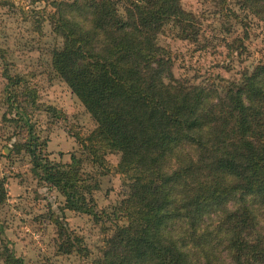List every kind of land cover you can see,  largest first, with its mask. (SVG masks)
Returning a JSON list of instances; mask_svg holds the SVG:
<instances>
[{
    "label": "trees",
    "instance_id": "16d2710c",
    "mask_svg": "<svg viewBox=\"0 0 264 264\" xmlns=\"http://www.w3.org/2000/svg\"><path fill=\"white\" fill-rule=\"evenodd\" d=\"M239 6L264 23V0ZM53 7L48 19L63 46L53 50L52 67L96 123L79 141L95 175L83 174L75 155L70 164L44 158L47 143L26 110L37 105L35 91L17 92L23 78L4 70V91L11 111L26 117L28 140L16 145L18 153L30 156L67 210L96 215L87 179L108 169L107 155H120L129 194L118 213L126 225L115 226L97 264H264V64L239 82L176 79L160 34L169 25L181 40L198 42L201 34L181 0H64ZM8 199L0 179V213ZM58 227L63 253L80 247ZM210 234L224 243L229 262L215 263L206 252ZM5 256L4 264H25L11 251Z\"/></svg>",
    "mask_w": 264,
    "mask_h": 264
},
{
    "label": "rangeland",
    "instance_id": "374dc122",
    "mask_svg": "<svg viewBox=\"0 0 264 264\" xmlns=\"http://www.w3.org/2000/svg\"><path fill=\"white\" fill-rule=\"evenodd\" d=\"M55 1L64 0H0V54L5 58H0V179L9 194L0 213V264L7 251L25 264H97L115 226L126 225L118 213L129 194L127 178L119 171L120 155H107L108 169L87 179L96 204V215L90 216L67 210L60 191L34 171L26 152L16 149L28 140V132L26 117L18 118L6 102V69L24 79L17 92L26 86L35 91L37 105L26 110L36 136L47 143L44 158L70 164L75 155L82 160V173L95 175L79 141L95 131L96 123L52 67L53 50L63 46L48 19ZM181 2L200 22L201 34L198 42L181 40L172 25L160 34V45L172 52L176 79L196 86L239 82L244 72L264 64V23L242 10L239 0ZM259 220L264 228L263 213ZM58 224L80 247L62 252ZM215 236L207 235L210 243L204 249L215 263L229 262L224 243Z\"/></svg>",
    "mask_w": 264,
    "mask_h": 264
}]
</instances>
